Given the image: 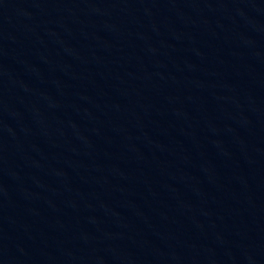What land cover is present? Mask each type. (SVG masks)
<instances>
[{
    "label": "water",
    "instance_id": "water-1",
    "mask_svg": "<svg viewBox=\"0 0 264 264\" xmlns=\"http://www.w3.org/2000/svg\"><path fill=\"white\" fill-rule=\"evenodd\" d=\"M263 123L264 0H0V200Z\"/></svg>",
    "mask_w": 264,
    "mask_h": 264
}]
</instances>
